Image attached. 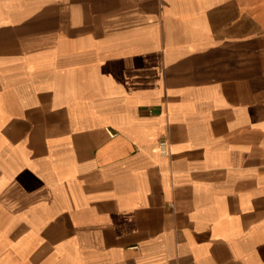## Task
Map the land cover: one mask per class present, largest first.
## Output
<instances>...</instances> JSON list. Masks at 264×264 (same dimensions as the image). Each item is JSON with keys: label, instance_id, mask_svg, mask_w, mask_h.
I'll return each instance as SVG.
<instances>
[{"label": "crops", "instance_id": "crops-1", "mask_svg": "<svg viewBox=\"0 0 264 264\" xmlns=\"http://www.w3.org/2000/svg\"><path fill=\"white\" fill-rule=\"evenodd\" d=\"M0 264H264L252 1L0 0Z\"/></svg>", "mask_w": 264, "mask_h": 264}, {"label": "rangeland", "instance_id": "rangeland-1", "mask_svg": "<svg viewBox=\"0 0 264 264\" xmlns=\"http://www.w3.org/2000/svg\"><path fill=\"white\" fill-rule=\"evenodd\" d=\"M257 6L260 23L264 26V0H250Z\"/></svg>", "mask_w": 264, "mask_h": 264}, {"label": "bare ground", "instance_id": "bare-ground-1", "mask_svg": "<svg viewBox=\"0 0 264 264\" xmlns=\"http://www.w3.org/2000/svg\"><path fill=\"white\" fill-rule=\"evenodd\" d=\"M250 29V28H249Z\"/></svg>", "mask_w": 264, "mask_h": 264}]
</instances>
